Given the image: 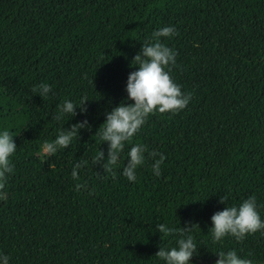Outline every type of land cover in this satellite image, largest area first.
<instances>
[{"label": "trees", "instance_id": "1", "mask_svg": "<svg viewBox=\"0 0 264 264\" xmlns=\"http://www.w3.org/2000/svg\"><path fill=\"white\" fill-rule=\"evenodd\" d=\"M165 26L178 33L162 38L177 53L171 75L192 98L178 113L147 118L114 179L103 161L93 163L100 150L106 162L109 147L95 134L126 101L142 43ZM44 83L52 91L43 99L33 88ZM85 96L86 114L77 107L76 116L54 119L62 101L79 106ZM85 119L89 127L68 149L41 153ZM4 130L17 144L0 199V254L9 264H166L156 253L177 236L161 235L159 223L199 224L191 263L236 250L264 264V230L219 242L209 232L215 212L253 195L264 220V0H0ZM135 144L147 151L131 182L123 168ZM152 151L165 157L160 176ZM82 161L77 181L71 174Z\"/></svg>", "mask_w": 264, "mask_h": 264}, {"label": "clouds", "instance_id": "2", "mask_svg": "<svg viewBox=\"0 0 264 264\" xmlns=\"http://www.w3.org/2000/svg\"><path fill=\"white\" fill-rule=\"evenodd\" d=\"M177 31L172 26L162 27L152 33L151 40L142 43L141 51L133 58L132 67H137L136 71L129 73L126 92V101H122L110 112L106 113V120L95 134L104 143L107 142L108 155L106 162L103 150H100L93 157L95 165L101 164L104 172L109 173L115 179L114 168L120 159L126 142H130L134 135L140 131L146 123L147 118L159 112L178 113L185 109L192 98V94H185L181 86L177 84L172 75L171 69L176 64L177 53L168 47L162 38H170L177 35ZM33 91L38 93L43 99L52 91L50 85L44 83L37 85ZM132 101V103H127ZM87 97L81 99L79 106L70 100H64L57 106V114L54 119L60 121L66 114L72 117L77 115L76 109L79 107L82 113L87 112ZM88 121L75 123L70 129L62 128L53 141H45L41 147L44 156L52 157L59 149H68L72 141L80 134V130L88 128ZM17 144L12 133L8 130L0 132V199H7V193L3 190L6 187L7 174L13 173L14 165L11 157L15 154ZM147 151L142 144H135L127 153L128 159L123 168V175L131 182L136 181L137 169L145 163L144 153ZM149 155L155 159L152 165L153 172L160 176V166L164 162L163 154L152 151ZM87 161L76 163L72 170V178L79 181V172ZM81 185L77 183L79 190ZM228 197H221L220 203L227 204ZM212 227L209 232L214 242H219L226 236L235 237L237 241H243L248 234L264 230V220L257 210L256 197L250 196L238 206H227L215 212L212 217ZM199 224L189 223L186 227H169L167 224L156 225L157 231L163 235L177 236L176 246L171 248L160 247L156 257L165 261L166 264H191L193 257L197 255L198 248L191 233ZM219 258L215 264H253L249 258H241L236 250L227 253L220 251L216 253ZM251 253H249V256ZM0 261L9 264V257L0 254Z\"/></svg>", "mask_w": 264, "mask_h": 264}, {"label": "rangeland", "instance_id": "3", "mask_svg": "<svg viewBox=\"0 0 264 264\" xmlns=\"http://www.w3.org/2000/svg\"><path fill=\"white\" fill-rule=\"evenodd\" d=\"M191 264H197V263H191ZM202 264H215V262L211 261V262H205V263H202Z\"/></svg>", "mask_w": 264, "mask_h": 264}]
</instances>
